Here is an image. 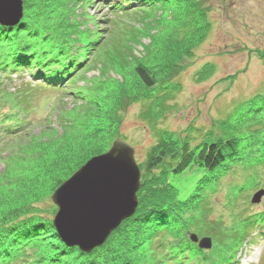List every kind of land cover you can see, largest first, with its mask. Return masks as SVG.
Returning a JSON list of instances; mask_svg holds the SVG:
<instances>
[{
	"label": "trees",
	"instance_id": "trees-1",
	"mask_svg": "<svg viewBox=\"0 0 264 264\" xmlns=\"http://www.w3.org/2000/svg\"><path fill=\"white\" fill-rule=\"evenodd\" d=\"M47 1L53 6L48 5ZM77 1L79 0H24V20L15 27L0 25V97L8 93L6 85H11L14 77L18 76L20 80L22 78L24 81L29 80L26 82L27 89L19 91L22 97L25 96L21 104L30 100L28 94L34 98L35 93L39 95L45 93L44 91H52L53 93L46 99L45 108L49 107V103L53 105L57 99L60 104L58 110L62 109L61 103H64L67 89L75 88L74 80L89 60L88 52L96 54L105 41L98 30L87 31L90 30L88 24L78 19L81 18V14L75 16L77 11L74 6L80 2ZM105 1L113 8V12L122 14L143 11L149 16L152 14L151 11L161 14L158 10L177 7L174 12L175 27L168 33V41L163 47L164 60L159 59L160 64L151 65L137 58L134 67L143 88L137 94H132L133 98L147 100L148 96L153 94L152 97L157 99L168 94L171 91L168 89L171 83L164 84L161 80H167L173 70L179 69V62L183 61L178 55L182 51L191 54L192 49L197 47L211 30L212 23L208 20V13L200 10V1ZM87 3L90 4L91 0ZM85 14L87 15V12ZM30 20L40 25L44 34L36 33ZM81 27L87 30L82 31ZM82 48L87 53H80ZM25 72H30V75L24 76ZM160 72L162 77H159ZM96 80L91 87L75 88L71 94L80 103L76 112L81 116V121L72 130L76 132L73 138L67 139L68 141L72 138L75 146L69 149L66 142L55 140V145L41 152L39 158L26 165L20 174H15L16 187L10 191L15 192L9 194L5 189L1 191L0 264H223L225 261L234 264L235 260L232 259L235 257L229 251L236 240L241 244L247 235L252 238L254 235L264 236V212L247 216L251 224L240 231L241 236L236 239L231 229L219 221L210 219L207 208L210 207L209 202H204L202 195L201 212L197 213L198 210H194L188 214L187 210L191 205L187 204L182 207L186 214L180 213L177 216L172 211L163 212L157 216L153 224L152 222L148 224L136 214L124 220L112 232L106 243L91 253L82 251L78 246H68L62 241L53 224V217L47 216L53 215L56 207L52 206L51 210H48L39 206L38 202L51 192L54 184H62L91 157L107 151L114 138L113 131L120 127L122 122L114 94L103 93L110 80L101 78ZM112 82L111 80L110 85ZM158 83L161 84L159 88ZM153 88H157L158 94ZM255 97L256 101L249 105V110L254 112L251 117L253 122L248 126H242L250 130L251 135L254 132H261V139L256 142L260 144L258 147L249 149L250 144L246 145L248 141H240L245 138L241 136L242 127L239 126L230 134L221 131L210 132L207 138L202 141L195 140L196 142L191 139L181 140L175 137L173 131L157 128V141L149 150L145 163L140 165L142 186L151 179L154 180L153 187L156 186V179L165 174L157 182L158 187L144 208L141 194L145 187L139 191L138 211L147 208L151 209L150 212L156 211L158 209L156 203L169 201L165 192L169 182L172 187L174 184L167 178L168 175L178 179L188 170L210 176L215 174L216 179L212 178L210 179L212 181H209L211 185L219 181L222 170L227 169L230 172L239 167L241 169L251 167L254 170L249 159H246L247 154L256 155L255 160L264 161V95ZM15 103L14 108L8 109L7 106L3 107L0 104V146L12 141L22 144L30 141L32 133L29 129L35 124V118L31 117L32 109L25 105L18 107V101ZM42 142L43 140L39 143ZM240 143L246 146L243 148ZM3 173L6 178V170ZM243 185H238L240 190L243 188L240 186ZM151 205L157 206L150 207ZM170 215L173 216L169 217ZM191 233L211 237L216 245L227 247L223 263H213L210 253L201 250L190 241ZM152 244H157L158 255L160 249L164 247L163 256L157 258L155 262L147 254ZM226 252L229 253L228 257Z\"/></svg>",
	"mask_w": 264,
	"mask_h": 264
},
{
	"label": "rangeland",
	"instance_id": "rangeland-1",
	"mask_svg": "<svg viewBox=\"0 0 264 264\" xmlns=\"http://www.w3.org/2000/svg\"><path fill=\"white\" fill-rule=\"evenodd\" d=\"M79 1H77L79 4L74 6L77 11L75 16L81 14V18L78 19L87 23L90 29L81 27L82 31L98 30L105 41L96 54L88 52L89 60L74 80V86L75 88L91 87L92 83L100 78L113 81L112 85L109 81L103 93L114 94L122 122L120 127L113 131L114 138L108 149L116 138H123L135 148V158L140 167L147 160L149 150L157 141V128L171 130L175 137L184 141L189 139L202 141L210 132L221 131L230 134L238 126L242 127L241 136L245 138L240 140L241 142L248 141L246 145L250 144L249 149L260 146L256 142L261 139V132H254L251 135V131L243 126L253 122L251 117L254 112L249 110V105L256 101L255 96L264 95V1L258 3L257 0H198L201 3L200 10L208 13V20L212 23L210 32L197 47L192 49L191 54L182 51L178 55L183 61L179 62V69L173 70L167 80H161L164 84L171 83L168 87L171 91L157 99L150 94L147 100L132 97V94H137L143 88L134 71L135 63L137 58L151 65L160 64L159 59L164 60L163 47L168 41V33L175 27L174 12L177 7L158 10L161 14L151 11L152 14L148 16L143 11L125 14L113 12V8L105 0L104 2L91 0L90 4L87 3L88 0ZM47 4L53 6L48 1ZM24 18L25 5L22 20ZM29 22L36 33L44 34L42 27L34 20ZM78 24L80 25L79 22ZM83 52H85L84 48L80 53ZM26 75L29 76L30 72H25L24 76ZM159 75L162 77L161 72ZM20 79L15 76L11 85H6L5 89H8V93L0 97V104L3 107L7 106V109L14 108L17 101L18 107L28 106L32 109L31 117L35 118V124L29 129L32 134L28 143L12 141L0 146V193L4 189L9 194L15 192V190L10 192L16 187L15 174H20L26 165L39 158L41 152L55 145V140L66 142L69 149L73 148L76 143H72V138L76 132L72 130L81 121V116L76 112L80 103L74 95H71L75 88L67 89L64 103H61L63 107L59 111L60 104L57 99L53 105L49 103V107L45 108L46 99L53 93L52 91H44L45 93L39 95L35 93L34 96L32 95L34 98L28 94L30 100L21 104L25 96L22 97L19 91L27 89L26 82L29 80ZM159 85L161 84H157L158 88ZM156 90L157 88H153V91ZM61 116L63 117L60 119ZM258 127L253 126V128ZM68 137L72 138L67 141ZM50 140L53 142L49 143ZM240 144L243 148L246 146L244 143ZM255 156L246 155L254 170L251 167L246 169L239 167L230 172L227 169L222 170L224 176L222 173L219 181L211 185L210 179H216L215 174L210 176L188 170L178 179L168 175L167 178L174 184L172 187L169 182L165 192L169 201L162 200L164 202L156 203L158 209L152 212L150 208L140 211L137 208L134 215L137 214L148 224H151L150 222L153 224L157 216L163 212L172 211L177 216L180 213L186 214L182 207L187 204L191 205L188 207V214L194 210H198L199 213L203 202L200 199L202 195L204 202H209L210 207L207 208L210 219L219 221L229 230L231 229L233 237L237 239L241 236L240 231L251 224L247 216L258 211L264 212V194L260 202L251 203L253 197L264 190V161L255 160ZM4 170H6V178ZM164 174L156 179V186L153 187L152 179L142 186L141 170L140 190L145 187L141 194L143 208L147 202H150L153 191L158 187L157 182ZM242 184L244 185L240 186L243 187L240 190L238 185ZM60 185L54 184L51 192L38 202L39 206L48 210H51L52 206L56 207L53 215H47L50 218L55 217L58 209L51 196ZM254 236L252 238L247 235L241 244L236 240L234 246L230 247L229 253L235 257L232 259L235 260L234 264H264V236ZM156 246L157 244L150 245V250L147 251L153 262L163 256L164 247L160 249L158 255ZM226 248L213 242L210 249L202 250L210 253L213 263H223ZM229 253L226 252V257ZM223 264L228 263L225 261Z\"/></svg>",
	"mask_w": 264,
	"mask_h": 264
},
{
	"label": "water",
	"instance_id": "water-1",
	"mask_svg": "<svg viewBox=\"0 0 264 264\" xmlns=\"http://www.w3.org/2000/svg\"><path fill=\"white\" fill-rule=\"evenodd\" d=\"M23 17L24 0H0L1 25L14 27ZM116 145L122 146L123 153L121 162L113 165L106 155ZM140 187L135 148L116 138L109 150L91 157L53 192L51 199L58 208L53 224L62 241L87 253L104 245L112 232L136 212ZM263 194L264 190L258 192L252 202H260ZM190 237L202 249L212 247L211 237L200 239L196 233Z\"/></svg>",
	"mask_w": 264,
	"mask_h": 264
},
{
	"label": "snow or ice",
	"instance_id": "snow-or-ice-1",
	"mask_svg": "<svg viewBox=\"0 0 264 264\" xmlns=\"http://www.w3.org/2000/svg\"><path fill=\"white\" fill-rule=\"evenodd\" d=\"M122 153H123V148L121 145H116V147H114L112 149L111 152L108 153V155H106L110 161L112 162V164H118L121 162V156H122ZM70 181V180H69ZM66 185V184H65ZM64 185V186H65ZM62 203V202H61ZM67 206V204H66Z\"/></svg>",
	"mask_w": 264,
	"mask_h": 264
},
{
	"label": "flooded vegetation",
	"instance_id": "flooded-vegetation-1",
	"mask_svg": "<svg viewBox=\"0 0 264 264\" xmlns=\"http://www.w3.org/2000/svg\"><path fill=\"white\" fill-rule=\"evenodd\" d=\"M258 1V3H261L262 1H264V0H257Z\"/></svg>",
	"mask_w": 264,
	"mask_h": 264
}]
</instances>
